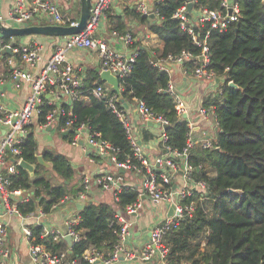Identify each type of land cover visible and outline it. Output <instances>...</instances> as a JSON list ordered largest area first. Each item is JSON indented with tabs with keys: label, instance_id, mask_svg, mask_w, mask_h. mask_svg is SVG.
Returning a JSON list of instances; mask_svg holds the SVG:
<instances>
[{
	"label": "trees",
	"instance_id": "trees-1",
	"mask_svg": "<svg viewBox=\"0 0 264 264\" xmlns=\"http://www.w3.org/2000/svg\"><path fill=\"white\" fill-rule=\"evenodd\" d=\"M195 1L194 10H215L220 7L219 0ZM237 1L240 5L237 19L225 31L210 32L207 40L210 57L207 69L221 80V94L204 99L202 106L214 107L216 137L211 148L195 145L187 157L193 168V181L206 185L205 199L193 188L183 200V205L193 204L194 209L190 215H183L176 228L164 235V242L169 248L168 264L186 261L192 264H264V6L261 0ZM184 2L156 1L154 7L157 16L151 20L133 8L126 9L127 16L149 24L150 33L161 41L160 50L154 51L159 58L177 57L183 51L192 55L201 52L180 29L178 19L173 17ZM107 11V29L126 33L125 24L115 11ZM75 17H79V8ZM1 40L4 44L11 43L8 37H1ZM14 46L19 47L16 42ZM137 53L129 76L121 81V98L129 104L142 101L156 115L165 119L167 140L161 143L162 148L168 147L181 153L189 133L188 121L176 115L173 98L165 91L167 74L150 64L153 51L138 47ZM2 56L5 59L11 54L4 52ZM14 56L19 58L18 55ZM182 66L190 73L196 65L189 60ZM3 71L8 74L9 67L6 66ZM230 82L237 89L230 87ZM97 85L104 83L93 69L82 80L78 89L79 98L70 104L61 103L64 111L72 112L71 130L66 132L64 139L71 142L75 129L85 125L88 132L98 133L115 149L117 163L130 160L137 164L123 126L106 107V99L91 94ZM109 92L112 90L109 89ZM85 97L87 101H83ZM54 108L45 100L35 123L40 126L45 124L46 116ZM66 120L67 117H60L58 129L62 130ZM30 127L19 145L18 158L34 166V175L31 177L26 170L16 166V173L10 177L11 189L31 193L29 202L19 205L23 214L38 211L48 214L53 206L74 196L81 186L74 182L76 171L66 156L48 150L42 158L51 164L50 168L38 162L36 142ZM170 159L175 163L178 161L176 157ZM47 171H51L58 181L54 183L40 173ZM116 171L124 177L119 169ZM229 190L236 193L231 194ZM137 196L138 191L134 187L123 186L116 198H112L111 204L87 203L79 211V221L72 227L80 239L72 244L68 259L87 264L82 255L92 246L107 257L120 231V226L113 220L114 213L136 203ZM33 231L38 235L40 229L34 227ZM37 242H44L53 251L67 248L64 240L52 242L38 237Z\"/></svg>",
	"mask_w": 264,
	"mask_h": 264
},
{
	"label": "built area",
	"instance_id": "built-area-1",
	"mask_svg": "<svg viewBox=\"0 0 264 264\" xmlns=\"http://www.w3.org/2000/svg\"><path fill=\"white\" fill-rule=\"evenodd\" d=\"M29 5L25 6V0H14L11 11L7 19L10 25L25 26L31 18L43 16L48 23L59 26L73 27L78 23L69 12L61 10L62 5H66L70 0H59V3L52 0H29ZM113 0H92L90 17L85 28L78 34L65 37L62 43H58L50 56L46 59L44 65L36 74H31L15 66L13 57L3 58L2 54L9 50L12 56L18 55L21 63L25 67H33L40 59L41 48L36 43L24 44L15 47L14 43L4 44L0 38V72L6 63L10 66L8 79L11 80L15 87H19L21 82L30 85L29 95L26 97L20 108L9 109L1 100L0 92V129L4 132L0 137V264H9L12 259V251L9 247L10 225L5 218H15L19 224L21 238L25 243L29 257L34 264H64L66 260L65 251H53L46 247L45 244L37 243V238L33 228L39 226L41 231L38 235L40 239H52L56 242L69 236L72 243L78 242L80 237L72 229L73 225L78 222V218L70 220L66 224V230L48 228L43 225L42 220L44 213L23 214L19 205L29 202L30 193L22 189H11L10 177L16 173V166L20 162L19 145L22 139L27 135L29 127L33 124L34 119L40 113V106L47 101L48 105H54L55 108L46 116L45 124L42 128L50 127L57 124L60 117H67L62 127L63 132L71 130L72 112L64 111L61 105H55L49 101L48 97L60 95L70 104L76 98H79L78 89L82 85V77L78 70H75L72 64L67 60V55L73 50H90L94 51L99 60V69L109 71L111 75L119 81V88L122 91L121 81L129 76L132 70V64L137 56V52L123 55L116 52L104 37L94 36L98 30L101 20L105 17ZM132 5L137 13L141 16L150 18L152 15L156 18L157 10L151 6L148 0H131ZM159 1V0H157ZM219 8L215 10L199 9L194 10L195 0H189L192 4L193 17L187 12V1L174 13L173 17L178 19L180 29L185 32L192 40V43L200 48L199 55H192L190 52L183 51L177 57L168 56L159 58L154 55L150 64L168 76L166 92H168L174 102L176 115L180 118L187 117V111L184 99L176 91L173 83V71L170 68L173 65L182 66L185 61H193L196 65L192 71L193 77L199 81H208L212 85L219 84L221 80L216 77L215 73L207 69L210 61L207 40L212 31H225L230 23L237 19L240 13V5L237 0H219ZM0 20L4 21L2 18ZM113 42L119 41L124 46L130 47L133 44L131 33H119L112 30L110 33ZM169 66V67H168ZM220 82L217 83L216 81ZM4 80L0 77V85ZM111 89L108 85H97L91 90V94L96 98H105L106 107L119 119L126 137L131 145V151L137 164L130 160L124 163H117L114 156L115 149L105 140L100 138L98 133L88 132L85 125L75 129L71 145L77 146L82 134L86 132V141L92 146L94 153L104 157L113 163L116 169L136 172L140 175L141 181L137 188L138 200L132 205H127L124 211L117 210L114 213V222L120 226L117 235V242L113 246L107 258L90 247L83 253V259L88 264H94L100 261L103 264H112L121 258L133 259L138 257L143 261H153L155 264H168L167 256L168 246L164 242V235L176 228L179 220L183 215H190L193 212V204L183 205V200L190 195L191 189L200 192L201 198L206 195V185L204 182H194L191 173L193 168L187 161L189 151L196 145L190 139V129L186 140V146L181 153L171 151L168 147H163L166 152L155 159V165H147L143 160L141 148L133 135L132 124L128 118L127 110L120 102L117 94L109 92ZM221 94V90H218ZM121 103L120 106L118 103ZM134 110L143 124L155 123L162 129L161 142L167 140L163 126H167V121L161 116L156 115L149 109L144 102L134 101ZM201 116H205V109L199 108ZM202 148H211L213 141L203 140L200 142ZM172 154V156H170ZM171 157L180 158L182 168L170 159ZM158 167V168H157ZM164 168L171 170L166 173ZM181 174L182 182L177 184L176 179ZM125 185L123 177L118 173L112 174L104 172L95 178L86 176L82 182L83 190L77 195L78 199L87 202V193L91 186H97L101 190L110 192L116 198V194L121 191ZM148 197L153 202H161L167 207L173 205V215L166 217L160 224H157L150 230L149 239L140 249L141 252H131L125 247V241L130 234L133 222L126 219L125 216L136 215L140 209V198ZM67 264H76V261Z\"/></svg>",
	"mask_w": 264,
	"mask_h": 264
},
{
	"label": "crops",
	"instance_id": "crops-1",
	"mask_svg": "<svg viewBox=\"0 0 264 264\" xmlns=\"http://www.w3.org/2000/svg\"><path fill=\"white\" fill-rule=\"evenodd\" d=\"M52 1L59 3V0H52ZM148 1L151 6H154L157 0H148ZM13 2L14 0H0V18L5 20V22L9 25L10 23H8L7 16L12 9ZM29 2H30L29 0H25V4H26L25 6H28ZM79 3L80 0H70L69 3L61 6V10L63 12L65 11L69 12L70 15L76 18L75 16L76 13L78 12V8L80 14V7L78 6ZM132 8L134 9L131 0H113L109 7V9H111V11L112 10L115 11V14L119 16V18H121V20L124 22L127 32L132 34L133 44L130 47L124 46L119 41L113 42L111 40L110 33L112 30L107 29L108 20L106 14L105 17L101 20L98 30L95 31L94 36L104 37L116 52L123 55H128L135 51L137 52L138 47H140V49L150 50L151 52L153 51V53L156 50L159 51L161 48V41L154 34L150 33L148 29L149 24H147L146 22L142 23L136 18L126 15V9H132ZM45 19L46 18H43V16L41 17L38 16L35 17L33 21H29L26 25H38V24L51 25V23H45L47 22ZM148 19L151 20L150 18ZM11 26L14 25L11 24ZM64 40L65 37H48V36H37V35L25 36L21 38H11V43L16 42L18 43L19 46L29 43H36L41 48L39 61L33 67L30 68L25 67L21 63L19 58H15V56L12 55L11 57H13L16 67H19L23 70H27L31 74H36L42 68L46 59L52 53L54 47L58 43H62ZM67 60L72 64L75 70L79 71V74L81 75L82 79H85L87 74L91 70L93 69L96 70L97 68H99V60L94 51L73 50L68 53ZM6 66L8 65L5 63L4 68ZM8 67L10 69V66ZM170 68H172L173 71V83L176 88V91L180 93L184 99V103L187 111V117L185 119L188 121L189 129L191 132L190 139L193 142H195L196 146H200V142L203 140L213 141L216 137V132H217V128H216L217 126H216L215 115L213 110L214 107L212 105L205 107L204 108L206 111L205 116H201L198 110L199 108H203L202 105L204 99L210 98L212 96L217 97V94L219 93L218 86L217 85L211 86V83L208 81L196 80L193 77L192 72L188 73L183 66L173 65ZM3 70L2 72H0V77L4 80V82H2V84L0 85V92L2 93L1 100L4 103V105H6L7 108L9 109L20 108L23 105L26 97L29 95L30 85L28 83L21 82L19 87H15L13 82L8 79V75L4 74L5 71ZM48 99L55 105H61V103L66 102V99L63 98L62 95H60L59 97H56L55 95H51L48 97ZM83 101H87V98L85 97ZM126 104H127L126 110H127L128 118L132 124L133 135L136 138L141 148V152L144 158L143 160L147 165L148 164L155 165L156 164L155 159L161 156L162 154H164L161 144L162 142L160 138L162 129L158 126L157 127L149 126L148 123L143 124L142 120L138 117V115L134 110V103L131 102L130 104L129 103ZM35 121L36 118L34 119L33 124L31 125L30 128L32 129L31 131L36 142V156L43 157L44 152L48 150L56 151L66 156L71 166L76 171L74 182L81 186V189L74 196L66 198L59 205L53 206L51 212L45 214L43 217L42 223L44 226L52 229H59L61 231H65L66 224L68 221L77 218L79 221V211L83 209L87 203L106 202L108 204H111L112 200L115 199L112 193L103 191L101 190V188L97 186H91L89 192L87 193V197H88L87 202H83L79 200L77 195L83 190L82 182L84 178L86 176L95 178L104 172H110L112 174H115L117 173L116 171L117 169L115 168L113 163L109 162V160H107L104 157L96 155L94 153L93 148L91 151H89L87 147L89 143L86 141V132H84L80 138V140L83 141V145H79L78 142L77 146H73L71 145L70 142L64 139L66 133L63 132L61 128L58 129V124L55 123L52 124L50 127L42 128L40 125H37ZM3 132L4 130L0 129V137L2 136ZM43 162H44L43 166L49 169L51 164L44 160ZM176 164L177 167L182 168L183 162H181V159L178 158ZM164 170L166 171V173H171V170H168L167 168H164ZM120 173H124V177L122 176L125 183L124 187L126 188L134 187L137 190L141 181L140 175L137 174L136 172L124 171V170L123 172ZM176 181H177L176 186L182 182L180 173ZM137 200H138V196H137ZM140 200H141L140 202L141 206L138 213L133 216H125L126 219H129L130 221L133 222V225L131 226L130 229L129 237L125 241V247H127L131 252H135L136 254L137 252H141L140 249L148 241L151 228H153L157 224H160L166 217H168L167 214L170 207V206L167 207V205L161 202L159 203L153 202L146 196H142ZM77 205H84V207L77 208ZM5 220H7L10 225L8 241H9V247L12 251V259L9 262V264H34V262L29 257L25 243L21 238L18 221L15 218H5ZM39 229L41 231L40 227ZM38 235L35 234L36 238H38ZM64 238L60 240L65 241ZM40 240H45V239H40ZM41 244H45V243L41 242ZM72 244L73 243H71V246ZM66 245H67L66 250H62L66 252V260L64 264L74 261L68 259L67 254L69 253L71 246H69L67 243ZM102 254L104 256V253ZM109 254L107 255V257L109 256ZM76 264H78L77 261ZM94 264H103V263L97 261ZM112 264H155V263L153 261H143L138 257H135L133 259L121 258ZM181 264H192V263L190 261H186V262H182Z\"/></svg>",
	"mask_w": 264,
	"mask_h": 264
},
{
	"label": "water",
	"instance_id": "water-1",
	"mask_svg": "<svg viewBox=\"0 0 264 264\" xmlns=\"http://www.w3.org/2000/svg\"><path fill=\"white\" fill-rule=\"evenodd\" d=\"M185 1H187V12L190 14L191 17H193V14L191 12L192 4L188 2L189 0H185ZM261 3L264 6V0H261ZM91 6H92V0H80V14H79L78 23L76 26H73V27L59 26V25H53V24L51 25L38 24V25H25V26H15L14 27L0 20V37L21 38L25 36H34V35L48 36V37H67V36L78 34L85 28L88 22V19L90 17ZM154 18L155 17L153 15L150 17V19H154ZM33 20L34 18H31L30 21H33ZM6 52L10 53L9 50H7ZM96 71L98 72L100 81L108 85L111 88L112 92L118 95L123 106L127 108L126 102H124L123 99L121 98V90L119 88L118 79L114 77L113 75H111L109 71L101 70L99 68H97ZM217 82L219 81L217 80ZM229 86L237 89L236 85L233 84L232 82L229 83ZM218 96L219 94H217V97ZM183 118H185V116H183ZM148 125L152 127L158 126L157 124L151 123V122L148 123ZM166 128L167 126H163L164 130ZM79 145H83L82 140L79 141ZM87 147L89 151L92 150L91 145H88ZM170 156H172V154H170ZM36 157H37L38 162L41 165H43L44 162H43L42 157L41 156H36ZM18 166L26 170L31 177L34 175L35 168L32 164H29L23 160H20V162L18 163ZM120 172H123V170H120ZM228 192L231 194L236 193V191H232V190H229ZM83 207L84 205H77V208H83ZM173 211H174V206L171 205L169 207L167 216L168 217L172 216ZM64 239L66 243L69 246H71V243H72L71 237L66 236Z\"/></svg>",
	"mask_w": 264,
	"mask_h": 264
},
{
	"label": "rangeland",
	"instance_id": "rangeland-1",
	"mask_svg": "<svg viewBox=\"0 0 264 264\" xmlns=\"http://www.w3.org/2000/svg\"><path fill=\"white\" fill-rule=\"evenodd\" d=\"M40 173L44 174L46 176V178L52 179L54 183L58 181V178L57 177H54V175L51 172H49V171H47V172H40ZM51 175L53 177H51Z\"/></svg>",
	"mask_w": 264,
	"mask_h": 264
}]
</instances>
